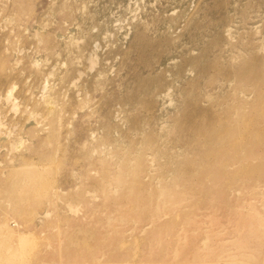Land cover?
<instances>
[{
  "label": "rangeland",
  "instance_id": "obj_1",
  "mask_svg": "<svg viewBox=\"0 0 264 264\" xmlns=\"http://www.w3.org/2000/svg\"><path fill=\"white\" fill-rule=\"evenodd\" d=\"M0 264H264V0H0Z\"/></svg>",
  "mask_w": 264,
  "mask_h": 264
},
{
  "label": "bare ground",
  "instance_id": "obj_2",
  "mask_svg": "<svg viewBox=\"0 0 264 264\" xmlns=\"http://www.w3.org/2000/svg\"><path fill=\"white\" fill-rule=\"evenodd\" d=\"M10 90L12 89V88H9ZM10 90H8L7 91V96L9 97V94L11 95V92H10ZM7 97V98H8ZM11 134V131L10 130H8V131H6L5 132V135H10ZM21 144H22V139H16L13 143H12V145H11V150L16 154V153H18V149L20 148V146H21ZM13 222H15V221H13ZM16 223V222H15ZM15 223L13 224V225H15ZM17 224V223H16Z\"/></svg>",
  "mask_w": 264,
  "mask_h": 264
}]
</instances>
